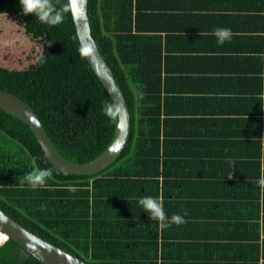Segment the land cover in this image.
Listing matches in <instances>:
<instances>
[{
	"label": "trees",
	"instance_id": "1",
	"mask_svg": "<svg viewBox=\"0 0 264 264\" xmlns=\"http://www.w3.org/2000/svg\"><path fill=\"white\" fill-rule=\"evenodd\" d=\"M52 2L58 9L68 5L67 0ZM124 5L125 0L87 4L91 35L128 107L124 150L96 174H66L48 162L28 125L0 109V209L88 264H264V189L258 184L264 175V114L263 120L251 121L248 143L225 148L206 141L191 147L206 160H182L187 136L171 130L154 84L156 72L136 57L127 40L131 31ZM63 14V22L52 26L22 14L19 0H0L5 22L0 39L30 40L0 46V89L35 111L62 158L81 164L108 147L117 116L106 114L112 100L80 53L69 9ZM224 148L243 159L219 169L220 159L211 158ZM34 160L36 167L52 171L46 188L20 184ZM189 168L199 172L188 174ZM229 181L233 191L220 188L232 186ZM142 196H162L168 217L179 214L187 223L161 230L138 204ZM22 252L7 239L0 245V264H41Z\"/></svg>",
	"mask_w": 264,
	"mask_h": 264
},
{
	"label": "crops",
	"instance_id": "2",
	"mask_svg": "<svg viewBox=\"0 0 264 264\" xmlns=\"http://www.w3.org/2000/svg\"><path fill=\"white\" fill-rule=\"evenodd\" d=\"M125 5L127 40L156 72L154 84L171 130L187 136L182 160H206L191 149L206 141L225 148L248 143L251 121L263 120L264 114V0H125ZM225 27L233 36L219 45L212 33ZM225 148L211 158L220 159L219 169L243 159ZM245 170L243 175L249 173ZM226 187L235 186H220Z\"/></svg>",
	"mask_w": 264,
	"mask_h": 264
},
{
	"label": "water",
	"instance_id": "3",
	"mask_svg": "<svg viewBox=\"0 0 264 264\" xmlns=\"http://www.w3.org/2000/svg\"><path fill=\"white\" fill-rule=\"evenodd\" d=\"M67 2L69 4V0ZM87 4L88 0H75L69 9L76 38L80 48L83 46L92 50L90 56L84 55L85 60L108 93L113 106L119 109L113 138L99 156L81 164L62 158L53 147L35 111L18 96L0 89V109L28 125L48 162L61 172L80 176L96 174L116 161L124 150L130 133V116L126 100L91 35ZM0 233L41 264H88L76 255L32 233L2 209Z\"/></svg>",
	"mask_w": 264,
	"mask_h": 264
},
{
	"label": "clouds",
	"instance_id": "4",
	"mask_svg": "<svg viewBox=\"0 0 264 264\" xmlns=\"http://www.w3.org/2000/svg\"><path fill=\"white\" fill-rule=\"evenodd\" d=\"M22 6V14L24 15H34L40 22L46 23L48 25H58L64 20V10L70 9L71 5L75 3V0H69V4L65 5V9H58L52 0H19ZM217 38V43L223 45L225 42H230L233 36L232 30L230 28H216L212 33ZM52 43L49 44L51 46ZM91 49L88 47H81V55H91ZM40 62H44L43 57L38 58ZM118 108L112 104L105 105V112L110 117H115ZM234 165V161L232 162ZM33 170L23 176L20 180L21 186L27 183L33 190L37 188H46L47 179L52 176V171L50 169H40L36 167L35 160L33 161ZM231 178V177H229ZM259 186L264 189V175L258 181ZM69 191L75 192L77 189L75 187H70ZM138 204L141 205L145 212L148 213L151 220H156L159 222V228L161 230L171 227L172 224L181 225L187 223L184 216L179 214H173L170 218L164 210L163 197H152V196H142L138 199ZM185 215H187L185 213Z\"/></svg>",
	"mask_w": 264,
	"mask_h": 264
},
{
	"label": "rangeland",
	"instance_id": "5",
	"mask_svg": "<svg viewBox=\"0 0 264 264\" xmlns=\"http://www.w3.org/2000/svg\"><path fill=\"white\" fill-rule=\"evenodd\" d=\"M4 20H2L0 18V29H2V27H4ZM30 43V40H29V37L26 36L24 39L20 40V41H15V40H10V41H5V40H2L0 39V46H7V45H17V44H29ZM6 240H2L1 239V235H0V245H2ZM25 252L23 251L22 252V255H25L24 254Z\"/></svg>",
	"mask_w": 264,
	"mask_h": 264
},
{
	"label": "bare ground",
	"instance_id": "6",
	"mask_svg": "<svg viewBox=\"0 0 264 264\" xmlns=\"http://www.w3.org/2000/svg\"><path fill=\"white\" fill-rule=\"evenodd\" d=\"M0 235L5 236V235H3V234H1V233H0ZM5 237H6V236H5ZM1 239L4 240V238H1Z\"/></svg>",
	"mask_w": 264,
	"mask_h": 264
}]
</instances>
